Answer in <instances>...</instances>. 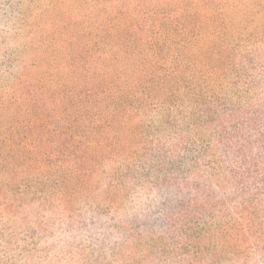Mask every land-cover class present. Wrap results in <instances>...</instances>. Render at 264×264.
Instances as JSON below:
<instances>
[{"label": "rangeland", "instance_id": "374dc122", "mask_svg": "<svg viewBox=\"0 0 264 264\" xmlns=\"http://www.w3.org/2000/svg\"><path fill=\"white\" fill-rule=\"evenodd\" d=\"M256 44L264 0H0V258L22 257L32 240L40 248L70 238L48 212L59 204L43 207L62 194L75 219L126 224L102 158L125 152L138 162V189L161 186L155 151L178 130L209 138L213 126L199 115L235 98ZM96 232L105 235L94 241L114 238ZM183 240L201 258L191 264H264V234Z\"/></svg>", "mask_w": 264, "mask_h": 264}, {"label": "trees", "instance_id": "16d2710c", "mask_svg": "<svg viewBox=\"0 0 264 264\" xmlns=\"http://www.w3.org/2000/svg\"><path fill=\"white\" fill-rule=\"evenodd\" d=\"M245 4L242 2L241 6ZM257 5L260 4L255 2L254 7ZM233 7L238 5L231 4L230 12L235 11ZM172 21L177 23L178 19ZM255 47L256 57L244 60V69L239 71L234 83L235 98H220L215 108L210 106L202 115L193 113L199 115L201 127L213 126L209 138L197 139L209 144L196 148L197 140L192 134L178 130L170 142H164L166 145L155 151L154 168L161 179H166L161 186L145 185L138 189L135 176L139 172L138 162L128 163L125 152L111 149L102 158L104 166L108 159L105 167L108 169H100L103 183L109 197L117 194L123 198L118 208L128 210L126 215L131 217L126 224L122 225L116 218L112 219L114 224L101 222L102 218L75 219L72 200H66L62 194V201L43 207L59 204L48 212L61 220L57 227L60 234H69L70 238L40 248L32 240L24 246L27 254L11 261L0 258V264H191L194 258H201L194 251L185 253L189 244L183 238H250L253 234L261 238L264 234L260 231L264 220V46ZM218 150L220 159L216 158ZM120 159L123 162L117 165ZM220 162L225 164L216 170L215 165ZM100 230H109L114 238L94 241L91 235ZM22 239H14L8 245ZM49 248L53 249L52 255Z\"/></svg>", "mask_w": 264, "mask_h": 264}]
</instances>
